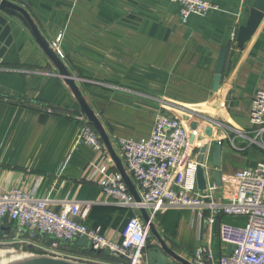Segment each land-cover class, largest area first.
Wrapping results in <instances>:
<instances>
[{
    "label": "crops",
    "instance_id": "crops-1",
    "mask_svg": "<svg viewBox=\"0 0 264 264\" xmlns=\"http://www.w3.org/2000/svg\"><path fill=\"white\" fill-rule=\"evenodd\" d=\"M13 1L28 11L54 48L57 43L55 49L78 78L123 164L117 139L148 138L161 100L187 104L234 127L253 129L252 99L264 89V18L244 49L232 41L233 33L247 21L253 0H211L217 10L192 15L187 22L172 0ZM2 15L0 191L22 188L53 200L101 198L89 170L96 154L86 144L75 145L80 126L75 117L84 114L76 95L31 31L17 18ZM223 48L228 50L225 71L214 91ZM209 138L214 145L223 133ZM224 144L219 195L234 191L232 180L238 170L264 163V150L257 145L241 140L242 148L235 149L228 141ZM110 161L109 172L118 171L112 157ZM130 214L109 200L95 205L84 222L119 239ZM205 218L200 222L199 212L192 209H168L158 214L155 226L168 247L189 261L199 246L200 228L204 236L211 234L215 252L227 255L228 247L218 239V224L210 226ZM227 221L245 224L246 219ZM13 225L9 220L0 223V241L12 236ZM158 245L152 234L148 248ZM30 249L0 242V264H17ZM69 249L105 264L126 262L101 256L78 240Z\"/></svg>",
    "mask_w": 264,
    "mask_h": 264
},
{
    "label": "built area",
    "instance_id": "built-area-1",
    "mask_svg": "<svg viewBox=\"0 0 264 264\" xmlns=\"http://www.w3.org/2000/svg\"><path fill=\"white\" fill-rule=\"evenodd\" d=\"M180 6V16L187 22L192 15L206 16L218 6L211 0H172ZM237 32L232 41L236 44ZM61 36L57 38L60 40ZM57 48V43H55ZM63 58V53L56 50ZM148 138H118L117 142L140 199L129 190L122 174L109 172L111 157L98 132L84 114L76 115L79 132L75 145L86 144L101 162H91L89 170L100 190L96 200H53L37 197L34 191L11 188L0 191V223H14L13 233L4 244H22L31 247L26 257L50 256L64 258L81 264H105L83 258L69 249L80 237L87 238V245L96 251H104L124 264H154L147 259V249L152 233L150 222L161 211L168 209H192L199 212L200 222L210 226L218 224V239L229 249L227 255L217 254L212 236H204L199 230V246L190 257L192 264H264V163L238 170L232 180L231 193L218 194L212 174L213 145H209L201 164L206 178V188H198L197 160L201 136L205 126L212 134L223 133L235 149L242 148L239 141L248 146L257 145L264 150V89H258L252 99L251 130L234 127L214 116L196 110L187 104L161 100ZM168 111V112H167ZM170 112V113H169ZM197 128L193 129L192 125ZM218 139L217 141H219ZM225 145V144H224ZM109 200L128 210L126 224L119 239L111 238L100 228L89 227L84 220L97 204ZM141 209L147 211L145 222ZM228 218H244L245 224H233ZM83 220V221H82Z\"/></svg>",
    "mask_w": 264,
    "mask_h": 264
},
{
    "label": "water",
    "instance_id": "water-1",
    "mask_svg": "<svg viewBox=\"0 0 264 264\" xmlns=\"http://www.w3.org/2000/svg\"><path fill=\"white\" fill-rule=\"evenodd\" d=\"M3 13L8 16L17 18L31 31L36 41L43 48L44 52L58 68L59 74L65 79V81L69 84V86L73 90L74 94L76 95L80 103L83 113L87 116L91 124L98 132L100 138L104 142L107 150L109 151L111 157L115 162L118 171L122 174L129 190L135 196L136 199H140L136 187L131 177L129 176L126 168L124 167L122 160L116 153L106 129L104 128L101 120L99 119L95 111L87 102L78 84V78H76V76H74L70 72V70L64 63L61 56L58 54L56 49L46 40V38L39 30L36 23L34 22L33 18L24 7L15 3L13 0H0V18L3 17L2 15ZM263 18H264V0H253L247 21L243 25H241L238 29L236 36L237 48L244 49L245 44L249 40H251L253 35L257 32ZM227 56H228V50L226 48H223L220 52L216 71H215V77H214L215 82L213 86L214 91H218L220 83L222 81L223 74L225 71ZM192 128L196 129L197 125L193 124ZM203 132L204 134L201 137V147L199 149V154L197 157V160L199 162V166L197 168V182L200 191L204 190L207 186L204 169L202 168L201 164L203 163V160L205 158V152L209 145V137L212 135V130L210 126H205ZM224 147L225 145L222 139H220L219 141L216 140V142L213 145L212 174L215 184L219 187L222 185L223 174H222L221 166H222ZM141 214L144 221L149 222V216L147 211L141 209ZM150 228H151V233L157 238V241L159 243L158 246L150 247L147 250V259L150 263L192 264L189 260L176 254L171 248L168 247V245L161 237L160 233L158 232L153 222H150ZM2 229L5 230L6 228L2 227ZM78 244L82 247L86 246L88 244L87 238L80 237L78 239ZM91 249L96 251L93 248ZM97 252H101V251L99 250ZM17 264H81V263L64 258H56L50 256H36V257L26 258Z\"/></svg>",
    "mask_w": 264,
    "mask_h": 264
},
{
    "label": "trees",
    "instance_id": "trees-1",
    "mask_svg": "<svg viewBox=\"0 0 264 264\" xmlns=\"http://www.w3.org/2000/svg\"><path fill=\"white\" fill-rule=\"evenodd\" d=\"M93 252H94V251H93ZM95 253H97V254H99V255H101V256H105V257H107L108 259H111V258L114 259V260H115V259H120V260L122 259V258H114V257L110 256L108 253H106V252H104V251H101V252H97V251H96Z\"/></svg>",
    "mask_w": 264,
    "mask_h": 264
}]
</instances>
